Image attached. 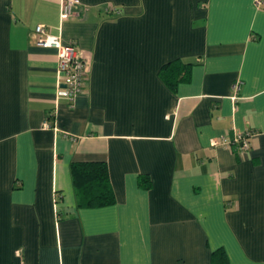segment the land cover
<instances>
[{
	"label": "crops",
	"instance_id": "1",
	"mask_svg": "<svg viewBox=\"0 0 264 264\" xmlns=\"http://www.w3.org/2000/svg\"><path fill=\"white\" fill-rule=\"evenodd\" d=\"M60 1L0 0V264H264V4L79 0L60 22ZM37 24L88 61L72 101ZM88 160L112 204H77L69 166Z\"/></svg>",
	"mask_w": 264,
	"mask_h": 264
},
{
	"label": "built area",
	"instance_id": "2",
	"mask_svg": "<svg viewBox=\"0 0 264 264\" xmlns=\"http://www.w3.org/2000/svg\"><path fill=\"white\" fill-rule=\"evenodd\" d=\"M253 2L261 6L263 0H253ZM79 4V0H61L59 6V20L65 21L71 18L74 14V8ZM33 43L44 48L53 47L56 49L58 56L56 70V91L57 96L65 97L72 101L74 97L82 91L86 75L88 72V61L83 59L76 44L63 43L61 36L47 32L44 24H37L31 33ZM238 84H235V88ZM43 126L50 127L47 121H43ZM249 132L236 133L234 138L235 143H239V148L245 150L248 148L249 140H247ZM225 143L219 138L210 140L211 146Z\"/></svg>",
	"mask_w": 264,
	"mask_h": 264
},
{
	"label": "trees",
	"instance_id": "3",
	"mask_svg": "<svg viewBox=\"0 0 264 264\" xmlns=\"http://www.w3.org/2000/svg\"><path fill=\"white\" fill-rule=\"evenodd\" d=\"M190 64L179 60L165 62L159 69L158 75L170 88L174 89L179 81H186L189 77ZM71 182L77 196V204L84 207H95L112 204V192L106 163L100 161H77L69 166ZM139 183L147 188V179L139 177ZM208 264H228V256L224 250L218 248L210 253Z\"/></svg>",
	"mask_w": 264,
	"mask_h": 264
}]
</instances>
